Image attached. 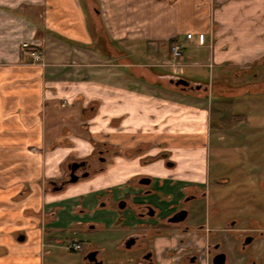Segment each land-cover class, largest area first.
<instances>
[{
	"label": "crops",
	"instance_id": "0c3cea01",
	"mask_svg": "<svg viewBox=\"0 0 264 264\" xmlns=\"http://www.w3.org/2000/svg\"><path fill=\"white\" fill-rule=\"evenodd\" d=\"M101 37L113 57L146 50L158 62L172 41H189L208 50L207 62L210 53L219 67L250 68L264 63V0H0V264H42L41 215L63 207L70 192L88 195L94 210V196L123 194L166 154L181 166L174 178L200 175L199 120L209 121L210 106L188 104L161 80L105 68ZM110 143L118 153L107 167L93 165L92 176L61 192L41 187L73 154L94 158Z\"/></svg>",
	"mask_w": 264,
	"mask_h": 264
},
{
	"label": "flooded vegetation",
	"instance_id": "af4514ba",
	"mask_svg": "<svg viewBox=\"0 0 264 264\" xmlns=\"http://www.w3.org/2000/svg\"><path fill=\"white\" fill-rule=\"evenodd\" d=\"M92 172L89 159H71L66 172L49 184L53 192H61ZM197 175L161 179L166 186L161 189L149 187L150 175L135 177L137 186L123 194L107 189L94 196L97 207L91 211L85 206L88 195L75 196L72 210L79 220L74 233L86 241L73 239L66 246L76 256L73 264H264V211L231 212L218 204L207 174ZM259 191L264 194V187ZM62 208L41 215L49 247L62 242L50 225Z\"/></svg>",
	"mask_w": 264,
	"mask_h": 264
},
{
	"label": "rangeland",
	"instance_id": "374dc122",
	"mask_svg": "<svg viewBox=\"0 0 264 264\" xmlns=\"http://www.w3.org/2000/svg\"><path fill=\"white\" fill-rule=\"evenodd\" d=\"M209 27L213 29L212 21H209ZM107 43L112 42H108L106 38L102 37L97 42L98 46L102 45L101 47L104 48V54L100 55L104 59V65H107L105 68L115 71L120 70L126 75H130L135 71L138 73L137 75H142L143 79L146 75L154 82L161 80L163 84L160 85L163 87L159 86V88L168 89L170 93L184 98V101L188 104L204 106L205 108L210 106L212 113L209 121L206 124L200 121L201 116L199 120V131L205 133L204 144L203 147L201 146L202 153L199 154V150L195 152V155L199 156L201 161L199 162V177L207 174L212 194L216 198H220L218 204L221 203L231 212L242 211L251 214L252 212L260 213L264 211V194L259 191L264 187L260 185V180H264V63H255L250 69H241L237 65L219 67L217 63L213 62L210 53L208 54L209 62L206 61L208 50L200 51V44L196 45L199 48L197 49L189 41H186V45L183 43L185 49L182 56L178 57H175L171 50V46L174 44L172 41L171 46L167 47V55L165 54L164 58L161 61L158 60V62L148 59L146 50L136 52L132 48L133 54L130 56L125 57L126 53L121 52L114 56H117L115 60H109L107 58H112L113 52L109 50ZM209 44L211 48L212 45L210 42ZM209 44H207V47ZM118 47L124 50L123 46ZM34 53L40 55L39 59L42 58V55L35 51L32 53L34 59ZM196 53L201 55L195 56ZM194 60L201 61V63L193 64ZM118 61L127 66L112 65V63ZM205 63L209 64L205 65ZM136 67L139 69H135ZM150 69L151 73L148 72ZM166 73H168V78H158V75ZM180 77L189 81L188 88L183 89L182 85H175L170 82L171 79L177 80ZM194 80L202 83L199 89L196 88L198 84L192 82ZM142 82L148 81L144 79ZM255 83H259L258 85L262 87L254 88ZM246 114H248V121L244 119ZM99 148L103 149L101 154L98 153ZM117 151L111 143L108 146L100 144L95 150V157L89 159L96 168L101 167V165L107 167L114 160L113 157L118 153ZM127 155L135 156L136 154L130 152ZM99 156L104 158L105 161L100 162ZM71 158L79 159L76 154H73L69 159ZM106 161L110 163L103 164ZM67 162L58 166L60 175L66 172ZM159 162L164 163V168L158 164ZM167 162L172 163L174 159L166 154L155 158L148 164L150 166L147 167L146 171H149L150 176L153 178L150 188H165L166 186L160 184V180L167 181L169 176L174 178L173 174L181 170V166H171ZM142 176L149 175L144 173L138 177ZM137 178L132 179L129 185L120 188L122 193L131 190L132 187L130 186H137L135 182ZM40 184L42 188L49 191L52 189L46 178H42ZM69 195L71 196L64 203L62 210L57 209L56 219L50 222L53 234L60 238L61 243L53 244L50 247L46 245L47 235L44 233V223L41 222L43 231L39 246L42 264H73L76 256L66 246L73 239L86 241L85 236H82L80 232L78 234L74 233L78 229L75 222L77 223L79 216L74 214L72 208L77 203V199H75V194L72 195V192ZM89 201L95 202V200ZM96 213H94V220L99 217ZM92 236L95 237L96 235L93 234ZM47 248L50 250L49 254ZM5 256L7 257V254Z\"/></svg>",
	"mask_w": 264,
	"mask_h": 264
},
{
	"label": "built area",
	"instance_id": "2783aa9c",
	"mask_svg": "<svg viewBox=\"0 0 264 264\" xmlns=\"http://www.w3.org/2000/svg\"><path fill=\"white\" fill-rule=\"evenodd\" d=\"M191 37H192V34L191 33H188L187 34V38H191ZM24 46H27V44H24ZM184 49H185V45L182 42H176V43H174L171 46V50H172L173 55L175 57L182 56ZM34 54H35V59L36 60L37 59L39 60L40 55L39 54H36V53H34Z\"/></svg>",
	"mask_w": 264,
	"mask_h": 264
},
{
	"label": "water",
	"instance_id": "95a60500",
	"mask_svg": "<svg viewBox=\"0 0 264 264\" xmlns=\"http://www.w3.org/2000/svg\"><path fill=\"white\" fill-rule=\"evenodd\" d=\"M170 82L171 83H174L175 85H182L183 86V89H186V88H188L189 87V81H187V80H185V79H182V78H180V79H177V80H174V79H171L170 80ZM196 88H200V85H198ZM77 165V164H76ZM74 169V168H73ZM78 178H74L73 180H71V181H76Z\"/></svg>",
	"mask_w": 264,
	"mask_h": 264
}]
</instances>
